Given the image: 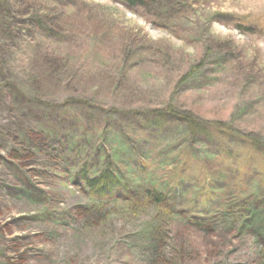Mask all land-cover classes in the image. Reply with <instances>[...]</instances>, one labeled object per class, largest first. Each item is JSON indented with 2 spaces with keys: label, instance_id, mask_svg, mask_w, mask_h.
I'll use <instances>...</instances> for the list:
<instances>
[{
  "label": "rangeland",
  "instance_id": "obj_1",
  "mask_svg": "<svg viewBox=\"0 0 264 264\" xmlns=\"http://www.w3.org/2000/svg\"><path fill=\"white\" fill-rule=\"evenodd\" d=\"M0 264H264V0H0Z\"/></svg>",
  "mask_w": 264,
  "mask_h": 264
},
{
  "label": "trees",
  "instance_id": "obj_2",
  "mask_svg": "<svg viewBox=\"0 0 264 264\" xmlns=\"http://www.w3.org/2000/svg\"><path fill=\"white\" fill-rule=\"evenodd\" d=\"M122 1H124L129 6L137 2V0ZM179 1L183 3L188 2V0H178V2ZM138 4L142 5L141 3ZM184 120L188 123L192 131L199 132V125H197L194 120H192L191 118H184ZM84 168V170L80 172L78 177L82 181V184L90 198L102 200L105 198H109L111 195H113L115 193L114 191L119 187H122L125 190V187L118 182L115 174L111 171L109 165L104 170L98 172L95 175H92L91 177L88 176L86 167ZM146 194L150 199H152L154 206H161V195L151 191H148ZM149 198H147L148 201H150Z\"/></svg>",
  "mask_w": 264,
  "mask_h": 264
}]
</instances>
